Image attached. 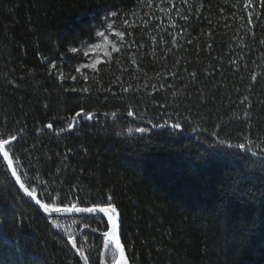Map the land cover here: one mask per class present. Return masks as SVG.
<instances>
[{"label":"trees","instance_id":"16d2710c","mask_svg":"<svg viewBox=\"0 0 264 264\" xmlns=\"http://www.w3.org/2000/svg\"><path fill=\"white\" fill-rule=\"evenodd\" d=\"M137 3L0 0V129L25 132L18 145L27 149L26 160L18 154L25 160L22 179L36 175L49 190L79 192L90 202L111 195L134 264H264V168L257 157L233 155L241 150L219 143L243 142L241 135L264 139V7L254 0L248 24L239 19L246 17L243 0H190V21L175 18L187 28L176 45L169 33L179 29L164 19L130 29L125 40L135 45L110 60L102 51H79L81 42H102L96 32L104 30L108 11H136L129 19L140 25L145 9ZM157 23L163 29H155ZM97 54L99 72L82 68L85 81L75 68ZM129 84L147 87L122 93ZM152 84L165 88L153 92ZM84 87L90 91L71 90ZM82 107L99 119L69 129ZM49 122L54 130L44 128ZM157 123L165 126L153 127ZM139 127L151 130L139 133ZM32 187L44 197L38 183ZM104 220L46 216L0 159V264H105ZM69 233L87 260L71 247Z\"/></svg>","mask_w":264,"mask_h":264},{"label":"snow or ice","instance_id":"6c2138e0","mask_svg":"<svg viewBox=\"0 0 264 264\" xmlns=\"http://www.w3.org/2000/svg\"><path fill=\"white\" fill-rule=\"evenodd\" d=\"M261 7H264V0H256ZM138 8L145 9L144 16L139 17L140 25L136 24V20L132 19L130 21L129 15L131 17H137V12L132 11L129 13H123L122 11H108L102 21L103 31H97L96 37L102 38V42L88 44L87 42H81V48L79 51L83 52V55L88 56L89 51L91 52H103V56L108 58L109 60L112 57L113 53H121L122 48L125 50L131 49L135 45V41L131 42L125 40V36L131 37L132 33L130 29L133 27L143 26L147 28L153 21H163L164 19L171 25L174 29H179L178 32L169 33L171 37V44H177V35L187 34V28L184 25L177 24L176 19L178 18L180 21H184L187 24L191 19L192 8L193 5L190 3V0H138L137 3ZM185 7L188 10L189 14H184ZM200 7H203V3L200 4ZM254 7V0H243L242 8L246 11V17L240 16V20H247L248 24L252 23L254 12L251 10ZM223 11V9H221ZM195 16H199L200 12L197 11L194 13ZM235 18V17H234ZM121 20V25L116 26V20ZM211 23V21H209ZM124 26L126 28L125 31L117 30V27ZM155 29L161 30L163 29V25L161 23H157L154 25ZM166 31V29H164ZM108 34H111L116 40H110L108 38ZM151 41L155 43L157 41V37L155 35L151 36ZM161 42L167 43L166 40L161 38ZM190 43V41H189ZM261 44H264V39L260 41ZM137 49L140 46L136 45ZM87 49V50H85ZM171 52V49H168ZM70 52L77 53L78 49L73 47L70 48ZM129 55H132L129 53ZM153 56H156L155 51L152 53ZM46 59V58H45ZM102 63L101 56L99 54L92 56L90 62L86 64H82L80 67L75 68V72L79 73L83 80L87 81L89 79L88 75H85L81 69H91L92 72L98 73L99 68L98 65ZM131 64L136 65L137 60L133 56L131 59ZM52 68L55 69L56 66L52 65ZM169 75L175 76V72H170ZM192 75H195L194 73ZM67 77L61 73L59 76V80L62 82ZM72 80H76L77 76L72 75L70 77ZM95 78V77H93ZM252 81L257 79L256 75L253 74L251 76ZM141 87L146 88L147 84L142 85ZM141 87H134L132 84H129L126 87L121 88L122 93H129L130 91L133 93H139L141 91ZM152 91H162L165 88L164 84H160L159 88L156 87L155 84L151 85ZM72 91H81L83 93H88L90 89L88 87H84L82 89H71ZM111 91V88L105 90ZM115 95V93H113ZM247 100V97L244 98ZM249 107L251 105L249 104ZM129 116L134 115L132 111H128ZM105 116L108 113H104ZM112 116H116V112L111 113ZM80 118V119H78ZM62 119V118H61ZM98 120L99 117L91 112H85V109L82 107L79 111L75 113V115L71 118V121L67 122V126L69 129H72L75 125L79 124L81 120ZM185 122L188 117H185ZM166 123V122H165ZM164 124L157 123L153 125V127H164ZM172 127L179 129L182 127L180 122H174ZM44 128L47 130H54L53 123L49 122L44 125ZM64 129H60L63 131ZM151 129L145 127H139L136 129L139 133L148 132ZM36 131H40L37 129ZM129 132H132V128L128 129ZM212 135H217L215 131L211 133ZM230 135V134H228ZM25 138V132L23 128H3L0 129V159H2L8 169L11 171V176L14 177V182L19 184V188L23 190V193L26 194L29 198H35L37 196V188L32 187L33 184H39L44 191V197L41 199H37L35 202L37 205L42 208L44 213L48 214H56V213H79V214H89L91 217H96L98 214H102L106 219L103 221L106 225H108L107 230L103 232V249L105 255V264H134L135 257H132V262H130L129 255L126 254L125 243L122 241V216L120 210L117 208L116 203L113 201L111 195H108L106 199L100 202H90L87 197H84L79 192H64L60 189L52 188L49 190L48 186L36 175H30L27 182L22 179L25 169V160L27 159V149L22 150V146L18 147L21 140ZM238 140H242L243 142L233 143L229 139L220 140L219 143L226 146V148L238 149L241 150L240 153H233V155H242V154H250L251 157H257L256 163L260 165L261 168H264V139H260L257 137L256 140L249 138L248 135H241L237 137ZM19 156H24L25 160H20ZM31 165H29V169ZM44 200L50 202H43ZM65 200L68 202L65 203ZM56 228H60V225L53 221ZM68 242L71 244V247L75 249L76 253L79 256L84 257L85 260L88 259L85 256V252L77 247V240L74 235L71 233L67 236Z\"/></svg>","mask_w":264,"mask_h":264},{"label":"water","instance_id":"95a60500","mask_svg":"<svg viewBox=\"0 0 264 264\" xmlns=\"http://www.w3.org/2000/svg\"><path fill=\"white\" fill-rule=\"evenodd\" d=\"M10 171V169H9ZM11 174V171H10ZM14 179V177H12ZM17 187L19 188V184L16 183ZM19 190L21 191V193L23 194V196L30 201L31 203H33L43 214H45L48 217H69V216H89V214H79V213H56V214H48V213H44L42 208H40L39 205L36 204V200L39 199L38 196H36L35 198H29L26 194L23 193V190L19 188ZM97 216H101L102 218L106 219L105 217L102 216V214H98Z\"/></svg>","mask_w":264,"mask_h":264}]
</instances>
